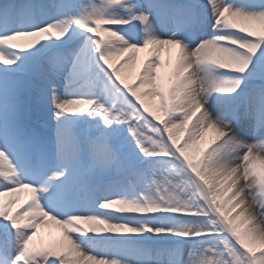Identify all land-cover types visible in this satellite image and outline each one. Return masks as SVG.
Here are the masks:
<instances>
[{
    "label": "snow or ice",
    "instance_id": "6c2138e0",
    "mask_svg": "<svg viewBox=\"0 0 264 264\" xmlns=\"http://www.w3.org/2000/svg\"><path fill=\"white\" fill-rule=\"evenodd\" d=\"M262 209L264 0H0V264H264Z\"/></svg>",
    "mask_w": 264,
    "mask_h": 264
},
{
    "label": "bare ground",
    "instance_id": "6f19581e",
    "mask_svg": "<svg viewBox=\"0 0 264 264\" xmlns=\"http://www.w3.org/2000/svg\"><path fill=\"white\" fill-rule=\"evenodd\" d=\"M160 30L162 31V29H160ZM144 55H145V53H139L138 54V56H140L141 58ZM168 56H169V54L167 52H161V58L162 59H168ZM174 57H175V49L172 50V58L174 59ZM117 59H119V58H117ZM138 67H139V64L137 63L136 68H133L131 70L126 69L125 71L129 72V74L131 76H134ZM60 90L63 91L62 85H61ZM29 195L30 194L26 190L19 193V198H18L16 204L13 205V208H15L18 204L23 203L29 197ZM261 211H264V209H262ZM53 227H55V226H53ZM40 231H41V237H42L43 242L45 244H48L51 240H54V239L59 237V230L58 229H56L55 231H52L49 228H41ZM49 231H51V236L49 235Z\"/></svg>",
    "mask_w": 264,
    "mask_h": 264
},
{
    "label": "rangeland",
    "instance_id": "374dc122",
    "mask_svg": "<svg viewBox=\"0 0 264 264\" xmlns=\"http://www.w3.org/2000/svg\"><path fill=\"white\" fill-rule=\"evenodd\" d=\"M51 230H52V231H55V230H56V228H55V227H53V228H51Z\"/></svg>",
    "mask_w": 264,
    "mask_h": 264
}]
</instances>
